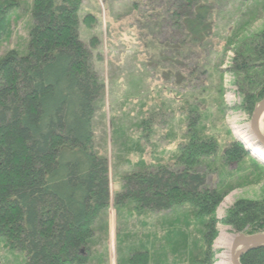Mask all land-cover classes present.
<instances>
[{"label": "trees", "instance_id": "obj_1", "mask_svg": "<svg viewBox=\"0 0 264 264\" xmlns=\"http://www.w3.org/2000/svg\"><path fill=\"white\" fill-rule=\"evenodd\" d=\"M213 1L170 0L163 13L150 12L142 26L147 50L155 56L163 51L154 37L167 13L181 32L171 52L180 55L203 45L213 31ZM81 5L82 0H34L29 52L20 56L12 50L0 57V253H23L25 264H88L96 221L110 206L109 164L94 151L92 129L103 90L95 69L99 39L89 45L81 41L80 26L92 28L95 22L92 16L80 20ZM16 6L0 0V44ZM256 61L264 62V33L243 45L234 60L249 116L264 99V64L256 67ZM196 127L173 167L125 177L115 205L124 208L130 201L136 210L152 212L190 205L207 220L208 259L223 195L207 188L205 173L199 172L201 160L214 156L218 143L200 137ZM245 157L249 153L239 141L223 155L228 164ZM224 223L246 236L264 233V199L238 201ZM148 259L141 252L129 261L147 264ZM241 263L264 264V248L245 254Z\"/></svg>", "mask_w": 264, "mask_h": 264}, {"label": "rangeland", "instance_id": "obj_2", "mask_svg": "<svg viewBox=\"0 0 264 264\" xmlns=\"http://www.w3.org/2000/svg\"><path fill=\"white\" fill-rule=\"evenodd\" d=\"M11 1L17 6L10 13L0 57L12 50L20 56L29 52L34 0ZM168 2L82 0L80 20L92 16L95 22H90L92 28L80 26V39L86 45L93 37L99 39L95 69L103 90L92 129L94 151L109 164L111 192L110 206L94 227L88 264H131V256L141 252L149 255L147 264H217L226 251L216 247L221 233L244 234L224 223L230 209L241 200L264 199V162L235 136V128L250 127L253 114L244 110L242 79L234 63L243 45L264 33V0L213 1L211 36L180 55L169 49L181 40L176 19L164 14L154 37L164 49L155 56L153 49L146 48L148 36L142 26L150 12L163 13ZM143 15L146 22H141ZM262 64L256 61L254 66ZM194 123L200 137L218 143L217 153L202 159L199 167L206 187L223 195L215 212L216 237L208 259L207 220L190 205L166 212L138 211L130 201L124 208L115 205L125 177L175 165L179 147L188 143ZM235 141L245 146L249 157L228 164L223 155ZM0 256V264H25L26 260L23 253L2 249Z\"/></svg>", "mask_w": 264, "mask_h": 264}, {"label": "water", "instance_id": "obj_3", "mask_svg": "<svg viewBox=\"0 0 264 264\" xmlns=\"http://www.w3.org/2000/svg\"><path fill=\"white\" fill-rule=\"evenodd\" d=\"M264 115V99L257 105L250 123V133L255 143L264 149V135L260 132V122ZM232 243V263L242 264V257L257 249L264 248V233L246 236H235Z\"/></svg>", "mask_w": 264, "mask_h": 264}, {"label": "bare ground", "instance_id": "obj_4", "mask_svg": "<svg viewBox=\"0 0 264 264\" xmlns=\"http://www.w3.org/2000/svg\"><path fill=\"white\" fill-rule=\"evenodd\" d=\"M235 136L245 144L247 149L255 156L257 157L261 162H264V149L258 146L254 138L252 137L250 133V127H237L235 128ZM260 132L264 135V115L262 117V120L260 122ZM234 237L228 235L225 231H223L219 237V239L216 242V247L219 249H225L226 251L218 257L219 262L217 264H233L232 263V243Z\"/></svg>", "mask_w": 264, "mask_h": 264}]
</instances>
